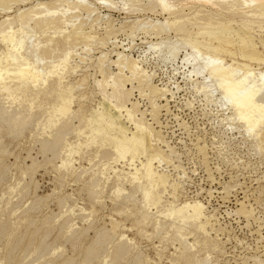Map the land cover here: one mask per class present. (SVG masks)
Wrapping results in <instances>:
<instances>
[{
  "label": "rangeland",
  "instance_id": "obj_1",
  "mask_svg": "<svg viewBox=\"0 0 264 264\" xmlns=\"http://www.w3.org/2000/svg\"><path fill=\"white\" fill-rule=\"evenodd\" d=\"M214 8L217 9V7ZM99 9L101 13H111L119 20L126 19L128 15L127 19L134 18L138 13V16L149 15L154 21H164L170 18L168 12L161 11V9L154 13L133 10L136 13L132 11L131 14L124 13L125 11H121V8H118L120 10H109L100 6ZM184 12L188 13V10L185 9L182 13L184 14ZM32 25L38 31L39 37L40 32L37 24L32 23ZM193 29L198 31L195 25ZM263 29L262 26L253 27L258 52L264 59ZM137 33L130 37L126 35L128 33H119L117 40L121 46H127L131 44L133 36L136 49L134 48L132 54L136 59H140L142 56L140 54L146 44L159 40V37L154 38L150 35L144 36L141 32ZM198 35L200 36V34ZM163 36H171L168 38L173 39L174 32L170 31L169 35L163 33ZM214 42L218 44L217 40ZM221 44L234 52L242 47L237 42L230 44L222 42ZM6 46L8 44L0 41L1 54L5 53ZM80 47L78 46V48ZM110 49H112V44L109 43L105 50ZM97 50L94 49L89 53L93 57L92 60L99 54L96 53ZM117 50H122V48ZM221 55L226 56L229 62L249 63L239 55L229 52H221ZM152 56L150 55L149 57L152 59H148L143 65L149 72L155 71L154 84L172 90V93L167 94L170 110L166 112V109L160 108L161 128L156 126L154 121H150L152 107L149 99L138 93L140 92L138 87L132 91L131 98L132 101H138L137 105L141 111L148 113H144L146 119H149L147 122L152 123L158 129L160 128L165 139H169L166 140L167 145L160 143V146L165 151L167 150V154L170 152L168 146H171L172 153L164 157L160 163H155L158 166L157 169L160 172H165L170 178L168 191L171 193L167 194L169 197L167 199L177 200L175 203L182 202L184 199L185 201H198L203 206L205 205L204 210L206 208L205 213L209 217V220L203 223L206 224L203 226L205 230L202 232L190 226L188 228L190 232L185 233L187 242L194 243V246L198 245L201 248V254H208L209 256H206L212 264H264V151L254 147V143L242 128L229 126L237 125V121L228 119L230 110L219 105L220 103L215 99L209 101L201 93L189 88L183 81L182 75L173 70L171 62H157L156 57ZM91 59L88 57L86 60L89 61H85L77 73L67 71L64 74L49 75L44 81L39 82L37 89H33L28 95V97L34 95L32 115L29 112L24 113L19 121L13 123L14 125L6 124L4 118L6 116H0V264H14L15 262L20 264L26 259L29 261L35 247L37 248L43 239L41 248L37 249L39 256L35 262L33 261V264H42L44 260H47V264H58L59 262L62 264L67 259V264H98L100 261H109V256L112 260L117 248L122 245H118L121 243V237L127 239L133 246L128 250L129 254L126 253L117 258V264H183L182 256L178 255L179 253L170 242L165 241L166 234L161 231L163 235L161 233L159 235L158 229L152 226V220L156 215H153L152 220L141 222L140 213L145 212L148 205L138 186L136 185L135 188V185L131 184V180L136 177L139 159L144 160L142 156L144 150L136 145H131L129 152L122 153L119 141L130 138L135 133V128L124 113L119 114L117 110H113L110 101L99 90L95 81L101 77L95 73L93 67L89 66L92 63ZM255 63H253L254 67L261 71L264 70V62ZM112 67L116 70L114 65ZM83 73L86 74L85 80L87 79V81L79 80ZM59 78L62 86L58 85ZM177 81L181 90L175 85ZM77 82H79L78 85ZM80 86L85 89H81ZM66 87L72 88V97L69 99L65 98ZM107 90L109 91V88ZM136 97L137 99H135ZM158 102L164 104L165 100ZM60 105L69 106L74 117L71 118L72 127L64 136L65 139L57 143L54 138L55 131L49 128L37 131L36 121L44 117L45 113H54L56 107ZM84 105L87 108H83ZM82 113H84L85 121L80 125L79 116ZM55 120L57 121L56 118ZM27 122L32 123H29L30 125L27 127ZM180 122L181 125H179ZM226 125L230 127L229 130ZM184 126L185 128H183ZM18 127L25 130L22 132ZM186 127H189V130ZM240 132L242 135L239 134ZM166 133L167 135H165ZM199 137L200 139H197ZM53 142L57 144L55 145ZM199 146L201 147L199 148ZM105 148H108L109 154L106 153ZM55 152L60 155H56ZM144 152L151 154L153 151L148 148ZM203 154L206 157L203 158ZM138 155L139 159L134 158V161H130V156ZM202 159L207 161L204 162ZM94 180V184L97 185L91 187L94 185ZM172 187L175 188L174 191L171 189ZM115 190L123 191L120 193L123 196ZM130 193L131 196L133 194V197H130ZM240 202H243L246 209L251 210L249 215L244 214L238 208H241ZM148 208L151 213L156 210L153 204ZM138 219L140 223L137 222ZM111 220L117 222L115 230ZM73 230L76 231L75 234H73ZM154 231L155 233L152 234ZM114 233L117 234L114 236ZM97 234H99L101 242L99 245L94 243L98 237ZM70 235L73 236L71 239ZM21 236L24 239L21 240L15 251H13L14 249L10 250L13 240L19 239ZM26 242H32L33 245L29 248L30 250H27L28 252L25 251ZM203 242L209 243L208 246ZM213 244L214 246H212ZM97 246L100 249L98 253L94 252ZM205 246L208 248L206 249ZM22 247L23 249H21ZM89 247L90 251H88ZM162 247L164 248L162 249ZM20 249L24 252L21 253ZM91 249L94 253L91 252ZM39 250L41 251L38 252ZM217 250L219 251L217 252ZM57 251L61 253H57ZM8 255H10V261L6 262ZM131 255L132 257H130ZM29 256L31 257L28 259ZM14 257L15 259H13Z\"/></svg>",
  "mask_w": 264,
  "mask_h": 264
},
{
  "label": "bare ground",
  "instance_id": "obj_2",
  "mask_svg": "<svg viewBox=\"0 0 264 264\" xmlns=\"http://www.w3.org/2000/svg\"><path fill=\"white\" fill-rule=\"evenodd\" d=\"M167 2L170 4V7L168 8H165L162 5L161 0H0V41L8 44L5 53H0V116H6L4 117L6 119V124L11 125L14 122L19 121L24 113L29 112V114L32 115L34 95L28 97L30 91L37 89L38 83L44 81L49 75H58V73L64 74L67 71L77 73L82 67V64L85 61H89L86 60L88 57L89 59L93 58L89 53H91L92 50L94 51V49H98L96 53L99 54L94 56V59H91L92 63L89 64L91 68L93 67L95 73L101 77L100 79H97V81H94L97 83L99 90L104 94L105 98L110 101V105L114 108L113 110H117L119 114L124 113L128 121L131 122L135 128V133L130 138L119 141L122 153L129 152L131 145H136L144 151L148 148L153 151L151 154H146L143 151L142 156L144 157V160L139 159V155L130 156L129 158L130 161H134V158L139 159V168L136 169V177L131 180V184L135 185V188L136 185L138 186L148 207L152 204L156 207V210L155 212L153 211V213L149 211L148 207L145 212L140 213L142 218L141 222L143 223L148 219L152 220L151 218L153 215H156L155 219L152 220V226L158 229L157 233L159 235L161 231L163 234H166L165 241L170 242L174 249L179 253L177 254L182 256L187 264H212L208 258L209 255H202L200 251L201 248L198 247V245L194 246V243H188V239L185 236L186 232H190V230L188 231L190 226L204 232L205 229L203 226L206 224L203 223L209 220V217L205 213L206 208L204 210L205 205L203 206L198 201H185V199L182 202L176 203L175 201L177 200H168L167 198L169 197H167V194L171 193L168 191L170 178L165 172H160L157 169L158 166L155 165L156 162L160 163L164 157L172 153L171 146H168L170 150L169 154L166 153L167 150L165 151L160 146V143H166L167 145L169 139H165L164 134L160 129L161 121L159 120L160 108L166 109V112L170 110L168 108L169 102L167 94L169 92L172 93V90L168 87H161V85L158 87L155 85L156 83L154 84L153 82L155 71L149 72L148 69L144 67L143 63L150 59V55L156 57L157 62H171L173 70L182 75L183 81L189 88L195 92L201 93L209 101L215 99L220 103L219 105L230 110L231 113L228 115V119L231 121H237V125L229 126H231V128L232 126L233 128H242L254 143V147L263 152L264 80L261 79V76L264 74V70L261 71L259 68L254 67L253 63L256 64L255 62H257L258 64H261L264 62V59L262 58V54L258 52V46L254 40L253 27H264V0H255L254 6L249 7H245V3L252 4L253 0H167ZM100 6H104L109 10H120L118 8H121V11L124 10V13L126 14H131L133 10L137 12L151 11L154 13L157 12L158 9H161V11L166 10L170 15V18L164 21H154L149 15L138 16V13L134 18L127 19L128 15L126 19L119 20L111 13H101L99 9ZM214 7H217V9ZM185 9L188 10V13H185V11L183 14L182 12ZM135 11H133V13ZM32 23L37 24L36 26L39 28L40 32L39 37L37 34L38 31L34 28ZM194 25L198 28L197 32L193 29ZM170 31L174 32L173 39H170L171 36H163V33L169 35ZM137 32L143 33L144 36L150 35L154 38L159 37V40L155 42L150 41L146 44V47L140 54L142 55L140 56V59H136L132 54V51L136 47V43L134 44L133 41V36L131 37V44L127 46H121L117 40V35L119 33H128L126 35H129L130 37V35H134ZM198 34H200V36ZM216 40L218 41V44L214 42ZM222 42L227 44L237 42L241 44L242 47H239L238 51L234 52L225 48L221 44ZM109 43L112 44V49L105 50ZM262 45L264 46V42H262ZM78 46H81V50H78L80 49ZM118 48H122V50H117ZM126 51L129 52L126 53ZM221 52H229L234 55H239L248 60L249 63L229 62L226 56L221 55ZM112 56H115V58ZM113 65L116 70H114L113 67L111 68ZM86 77V74L83 73L79 80L84 81ZM85 81H87V79ZM78 83L79 82H77V85ZM175 83L176 87L181 90L178 81ZM58 85L62 86L60 78ZM129 85L131 86L128 87ZM135 87L139 88L140 92L138 93H141L145 98L147 97L149 99V103L152 107L150 114L153 119L150 121H154L156 126L158 125L160 127L159 129L154 127L152 123L147 122L149 119H146L145 114L148 113L139 109L137 105L138 101H132V91H134ZM82 88L83 87H81V89ZM87 88L88 86L86 87V90ZM108 88L109 91L107 90ZM80 94L82 95V93ZM249 96H251L250 101ZM70 97H72V88L66 87L65 98L69 99ZM135 99H137V97ZM233 99L237 101V103L231 102ZM159 100H165L164 104H160L161 102L159 103ZM83 108L87 107L84 105ZM39 115L41 116V114ZM83 115L84 113L79 116L80 125L85 121ZM43 116L44 117L40 118L39 121H36V130L40 131L44 128H49L52 131L54 130L55 142L57 141V143H60L65 139L64 136L72 127L71 118H73L74 115L71 108H69V106L66 107L60 105L56 107L54 113H45ZM242 116L244 118H241ZM2 122L5 123L4 121ZM181 122L179 125H181ZM25 123L26 121L24 124ZM29 123L27 127L30 125ZM250 127H255L254 133L250 134ZM183 128H185V126ZM186 128L188 129L189 127ZM229 128L230 127H228V130ZM9 129L11 130L10 127ZM22 130L25 129H21L20 131ZM239 134L242 135L241 132ZM165 135H167V133ZM197 139H200V137ZM75 144H77V142ZM201 146H199V148ZM202 151L199 152L201 153ZM55 153L56 155H60L58 152ZM72 153L74 154V152H71V154ZM106 153L109 154L108 148L106 149ZM204 154L202 155L203 158L206 157L205 155L207 153ZM203 161L206 162L207 160L205 159ZM94 183L95 180L93 184ZM96 185L97 184H94L91 187H95ZM171 189L174 191L175 188L172 187ZM115 192L120 194L123 191L115 190ZM130 197H133V194L131 196L130 193ZM237 204L239 203L237 202ZM240 204L241 208H238L244 214L249 215L251 210L246 209L243 202H240ZM246 217L249 218V216ZM137 222L140 223L139 219ZM111 223L115 230L117 222L111 220ZM75 232L76 231H74L73 234H75ZM153 233H155V231L152 232V234ZM116 234L117 233H114V236ZM98 235L99 234H97V236ZM21 237L13 240L10 250L14 249L13 251H15V248L21 240L24 239V237ZM72 237L70 235L69 238L71 239ZM43 241L38 244L37 248L35 247L36 251L34 250L31 254V261H26V259L20 264H33V261L35 262L39 256L37 249L39 247L41 248ZM120 241L121 243H118V245H122H119L117 248L115 256L112 253V260H110L111 256H109V261H100L98 264H117L116 260L119 256H124L123 254L126 253L129 254L128 250L131 249V246L133 245L127 239L122 237L120 238ZM94 243L98 245L99 243L101 244L99 236ZM205 244L208 246L209 243ZM31 246H33L32 242L27 243L25 251L28 252L27 250ZM212 246H214V244ZM163 248L164 247H162V249ZM207 248L208 247H206V249ZM222 248L224 249L223 245ZM21 249H23V247ZM95 249L94 252L96 251L97 253L100 250L98 246ZM21 251V253L24 252L23 250ZM40 251L41 250L38 252ZM88 251H90V247ZM218 251L219 250H217V252ZM91 252L94 253L93 249H91ZM57 253L61 252L57 251ZM56 255L57 254H55V257H57ZM9 256L10 255L6 257V262L10 261ZM31 256H29L28 259ZM130 257H132V255ZM137 258L138 257L136 256V260ZM13 259H15V257ZM13 259L12 261H14ZM67 261L68 259L62 262V264H67ZM42 262V264H47V260ZM14 264L17 263L15 262Z\"/></svg>",
  "mask_w": 264,
  "mask_h": 264
},
{
  "label": "snow or ice",
  "instance_id": "obj_3",
  "mask_svg": "<svg viewBox=\"0 0 264 264\" xmlns=\"http://www.w3.org/2000/svg\"><path fill=\"white\" fill-rule=\"evenodd\" d=\"M161 2H162V5H163L165 8L170 7V4L167 2V0H161ZM254 2H255V0H253V3H252V4H249V3L246 2L244 6H245V7L254 6ZM261 79L264 80V74H262ZM250 100H251V96H249V101H250ZM231 102H233V103H237V101H235L234 99H233ZM238 106H239V105H238ZM241 118H244V117L242 116ZM249 132H250V134H251V133H254V132H255V127H250V128H249Z\"/></svg>",
  "mask_w": 264,
  "mask_h": 264
}]
</instances>
